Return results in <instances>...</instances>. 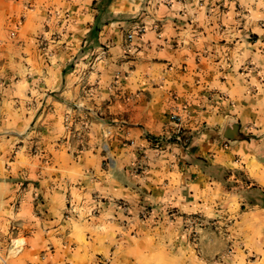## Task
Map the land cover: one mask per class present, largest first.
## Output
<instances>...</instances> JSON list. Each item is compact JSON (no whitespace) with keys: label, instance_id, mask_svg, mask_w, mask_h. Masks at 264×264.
<instances>
[{"label":"crops","instance_id":"obj_1","mask_svg":"<svg viewBox=\"0 0 264 264\" xmlns=\"http://www.w3.org/2000/svg\"><path fill=\"white\" fill-rule=\"evenodd\" d=\"M138 1L136 20L92 35L91 7L101 0H0V160H13L0 178L37 177L20 192L16 232L9 214L18 189L0 180V237L5 228L23 235L27 263L39 253L34 264L117 261L151 228L167 239L193 215L264 234V0H112L109 8L121 16ZM67 116L79 120L74 135ZM33 135L36 155L27 150Z\"/></svg>","mask_w":264,"mask_h":264},{"label":"rangeland","instance_id":"obj_2","mask_svg":"<svg viewBox=\"0 0 264 264\" xmlns=\"http://www.w3.org/2000/svg\"><path fill=\"white\" fill-rule=\"evenodd\" d=\"M140 3L141 1H138L131 5L129 11L134 10V12H127L121 16H116L112 12L108 0H101L97 5H93L91 8L95 9L98 14L96 15L95 29L91 34H95L100 26L116 19L136 20L142 12V9L139 8ZM84 50L85 48H82L81 51ZM69 67L70 65L67 69ZM36 138L37 136H32V143L27 149L32 155H36L39 151L38 143L35 141ZM16 141L20 140L16 138ZM12 161V159L0 160V168L6 171L13 165ZM15 167H17V162ZM29 167L38 168V164L33 162ZM22 168L26 169L24 165ZM240 173L238 170L236 174L240 176L241 180L246 181ZM8 178L9 180L14 179L16 189H18L14 208L9 214L10 219L15 222L14 226L11 222L9 230L16 232L19 228L17 214L20 212V192L29 182H37V177H29L28 174H24L4 176L0 180L5 183ZM258 194L260 192L257 191L255 196L251 198L256 197ZM152 210L153 208L148 206L140 214V218L146 219L147 216L151 215ZM145 212H147V215L143 216ZM5 217H7V211L0 209V224L5 220ZM196 217L199 219L192 222ZM2 227L4 226L0 225V230ZM150 230L144 239H135L132 244L130 243L117 261L113 260L112 255H95L88 264H102L103 260L105 264H264V234L255 235L251 233L250 228L245 223L234 225L231 218L218 219L193 215L186 218L181 233L177 234L173 231L169 234L170 238L167 239L154 237V229L151 228ZM4 231V234L0 237V264H34L36 260L43 258V255L39 253L32 261L27 263L26 255L30 245L28 240L23 235L19 236L16 233L14 236L10 233L9 236H6V228ZM16 240L19 241L22 248L20 251L17 250L18 241ZM73 244L71 246H74ZM47 251H49V248H47ZM60 264H77V262L70 259Z\"/></svg>","mask_w":264,"mask_h":264},{"label":"built area","instance_id":"obj_3","mask_svg":"<svg viewBox=\"0 0 264 264\" xmlns=\"http://www.w3.org/2000/svg\"><path fill=\"white\" fill-rule=\"evenodd\" d=\"M159 2L167 5V4H170L172 1L171 0H159ZM145 31H146V26L144 24H142V25L138 26L137 28H135L134 30L127 33V40L131 42L135 37L141 36ZM76 108L79 110L80 105H78ZM173 118L177 122H180V120H181V117L179 115H173ZM78 123H79V120L76 119V117L67 116L64 120L65 129L68 132H70V134H72V135H74L76 133V131H78V129L76 128V125ZM104 135H105V137H109L110 131L107 130L104 133ZM176 136H177V140H179L185 148H189V146L191 144L189 136L185 135L181 129L177 131ZM102 147L106 151H108L110 148L108 142H106V141H104V143L102 144ZM107 163H110V160H107ZM118 205L123 207V208H126V204L123 201H120ZM146 213L147 212L143 213V216H146L147 215ZM170 213L172 215H174L173 211H171ZM198 219L199 218L196 217L192 220V222H195ZM102 264H105L104 260L102 261Z\"/></svg>","mask_w":264,"mask_h":264},{"label":"trees","instance_id":"obj_4","mask_svg":"<svg viewBox=\"0 0 264 264\" xmlns=\"http://www.w3.org/2000/svg\"><path fill=\"white\" fill-rule=\"evenodd\" d=\"M102 1H105V0H102ZM111 1H112V0H108V4H110ZM251 199H253V200L256 201V197H253V198H251ZM259 203H261V204L264 206V198H263L262 201H260Z\"/></svg>","mask_w":264,"mask_h":264}]
</instances>
